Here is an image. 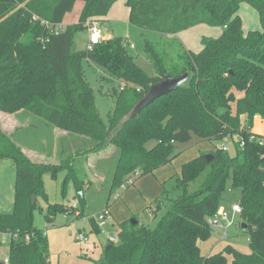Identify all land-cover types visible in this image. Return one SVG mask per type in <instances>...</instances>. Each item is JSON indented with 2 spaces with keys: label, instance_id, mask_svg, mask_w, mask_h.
I'll use <instances>...</instances> for the list:
<instances>
[{
  "label": "trees",
  "instance_id": "1",
  "mask_svg": "<svg viewBox=\"0 0 264 264\" xmlns=\"http://www.w3.org/2000/svg\"><path fill=\"white\" fill-rule=\"evenodd\" d=\"M118 1L0 0V111L25 110L47 126L93 143L63 164L38 162L15 142V133L8 134L0 125V161L11 160L16 167L14 211L0 213V235L6 236L5 242L0 238V247H9L8 264H53L46 231L34 225L37 202L47 199L46 174L56 177L65 171L64 194L73 183L78 196L85 183L74 159L114 146L109 153L116 160L106 207L110 208V197L117 201L129 180L135 178V183L171 164L185 151L180 146L195 137L197 144L231 139L234 153L217 146L185 163L177 178L183 195L174 200L158 198L146 208L154 215L165 207L156 228L141 224L137 217L136 225L123 222L117 243L109 242L99 260H87L91 264H228L230 255L232 264H264V139L252 132L254 117L264 121V0H124L130 24L164 36L159 43L145 44L152 76L129 54L123 38L101 40L87 51L77 49L75 33L87 28V22L107 17ZM79 2L84 3L79 22L57 30ZM243 3L257 11L260 31L244 33L238 15ZM200 25L219 27L222 33L204 37L198 53L186 50L174 37L167 38ZM84 59L120 81L108 123L101 118L85 79ZM184 74L189 75L186 84L127 120L153 84ZM151 143L154 146L149 148ZM207 155L212 156L210 161ZM198 181L196 190L190 191ZM229 181L240 191V224L247 225L252 253L229 246L206 257L199 243L213 233L208 220L220 210ZM79 201L84 212L86 202L81 197ZM73 213L71 207L57 204L47 209L45 218L52 225L58 215ZM90 222L100 233L94 220Z\"/></svg>",
  "mask_w": 264,
  "mask_h": 264
},
{
  "label": "rangeland",
  "instance_id": "2",
  "mask_svg": "<svg viewBox=\"0 0 264 264\" xmlns=\"http://www.w3.org/2000/svg\"><path fill=\"white\" fill-rule=\"evenodd\" d=\"M83 7V2L77 3L73 11L65 17L62 26L77 24ZM238 15L242 19L245 34L261 30L259 15L250 5L241 4ZM100 22L104 28L109 29L114 37L127 40L126 45L129 54L146 73L151 76L154 75V70L144 49L147 42L159 43L164 40L162 34L154 31H144L130 24L129 8L125 5L124 0L118 1L108 16ZM89 23L85 24L87 28ZM87 28L78 30L74 35L75 44L80 51H87L89 48L90 33ZM221 33L222 29L219 27L200 25L178 34L177 41L186 50L198 53L203 49L202 39L204 37L216 38ZM83 73L93 89L95 104L100 116L105 123H108V117L115 107V94L120 91V81L109 76L101 66L87 59L83 61ZM233 108L235 109V105H233ZM0 125L8 134L15 133V142L21 147L29 149L31 151L29 154L34 157L33 160L39 162L60 165L69 156L77 151L85 152L84 149L91 147L93 144L90 139L68 133L64 129L47 126L42 119L32 116L25 110H19L16 113L0 111ZM252 130L264 139V121H254ZM235 140H238V136L235 137ZM197 142L198 139L195 137L191 143L181 145L180 148L185 151L178 158L165 166L163 170L143 176L137 181L136 186H129L126 181L125 187L119 190L120 196H125V203L122 200H111L110 197V205L113 206L111 210L115 217L101 228L98 234L93 231V225L89 219L93 215L101 213L107 207L110 184L116 166V160L109 156V153H112L111 149H115V147L110 146L107 150L99 153H82L76 159L73 158L76 160L74 166L80 170L85 183L83 186L84 191L81 192L82 196H76L73 183L68 185L64 194L65 171L58 172L56 177L46 174L43 182L47 199L39 198L34 211V225L37 229L46 231L50 241L52 263L90 264L89 261L81 259L82 255H86L93 260H99L102 256V246H106L111 239L117 237L118 222L127 216V212L130 213V217L132 214H138L140 217H134H139L141 224L152 229L156 228L166 209L164 207L158 212L154 211L155 214L152 215L151 210L145 209L146 202H149L147 203L149 205L158 198L167 196L169 200H174L183 195V189L177 185V178L180 175L182 166L198 157L200 149L198 145L200 143L197 144ZM220 144L205 142V145L212 149ZM152 146H154V143H151L149 148ZM230 152L234 153L232 145L230 146ZM15 178L16 167L13 162L8 159L0 161V213L12 214L14 211ZM199 182L191 184L189 190L195 191ZM140 185L143 186L142 189H139ZM79 196L86 202L84 212L81 210ZM239 198L240 191L233 188L232 182L229 181L222 195L221 208L230 212L232 206L238 203ZM74 202L79 204V209L73 210V214H60L52 225L47 223L45 214L50 206L65 204L67 209H70V205ZM165 204H169V201H165ZM235 218V225L229 227L226 233L221 229H214L207 240L200 241L199 247L203 256L207 257L225 252L229 246L246 255L252 253L251 238L246 232L247 229L242 228L239 216H235ZM83 227H85L89 236L87 243H79L75 240L74 232ZM0 238L4 242L6 241V236L1 235ZM95 244H97V247L93 250L92 247ZM227 256L228 264H232V256ZM8 257L9 247L4 244L0 247V264H4Z\"/></svg>",
  "mask_w": 264,
  "mask_h": 264
},
{
  "label": "built area",
  "instance_id": "3",
  "mask_svg": "<svg viewBox=\"0 0 264 264\" xmlns=\"http://www.w3.org/2000/svg\"><path fill=\"white\" fill-rule=\"evenodd\" d=\"M34 20H38L37 17L33 18ZM44 25H48V23L42 22ZM88 30L90 32V38H89V48H92L94 45H97L101 42V36H100V29L98 27V24L96 22H90L88 24ZM133 47V46H132ZM256 120H261L258 116L254 117V121ZM230 142L231 139H227L225 142H222L217 150L223 151V152H228L230 151ZM263 145V143H260ZM134 183V180L131 179L127 182V185H132ZM125 185L123 186V188ZM72 210H78L79 209V204L74 202L73 204L70 205ZM242 213V209L240 205L234 204L232 206V209L230 212L224 210L223 208H220L218 213L211 217L208 220V223L210 225V228L214 229H221L226 233L227 229L229 227H232L235 225V216H239ZM110 208H105L101 213L92 216L91 219L94 220V222L98 225L99 228H103L107 224V220L110 217ZM75 240L79 243H87L89 241L88 235L82 231V230H77L74 232ZM1 237V235H0ZM111 243H117V238L111 239ZM5 264H8V260L6 261Z\"/></svg>",
  "mask_w": 264,
  "mask_h": 264
},
{
  "label": "water",
  "instance_id": "4",
  "mask_svg": "<svg viewBox=\"0 0 264 264\" xmlns=\"http://www.w3.org/2000/svg\"><path fill=\"white\" fill-rule=\"evenodd\" d=\"M188 79L189 75L184 74L179 78L166 77L164 80L153 84L146 96L136 104L127 120L130 121L139 116L145 108L151 106L157 99L167 96L168 94L178 90L181 86L187 83ZM206 158L208 161H210L212 156L207 155ZM80 195L82 196V194ZM35 202L36 196H33V203ZM130 222L132 225H136L138 223L136 219H131ZM242 228L247 229V225L244 224Z\"/></svg>",
  "mask_w": 264,
  "mask_h": 264
},
{
  "label": "crops",
  "instance_id": "5",
  "mask_svg": "<svg viewBox=\"0 0 264 264\" xmlns=\"http://www.w3.org/2000/svg\"><path fill=\"white\" fill-rule=\"evenodd\" d=\"M113 9V8H112ZM128 17V16H127ZM127 17H126V19H127ZM101 21V20H100ZM100 21H97L96 23L98 24V27H99V29H100V36H101V39L102 40H109V39H112V38H115L114 36H113V34H111V32L109 31V29L108 28H104L103 27V25H101L100 23ZM105 26V25H104ZM65 27H67V25L65 26ZM65 27H63L62 26V24L60 25V28H57V30H65L66 28ZM90 33V32H89ZM171 37H174V38H176L177 39V37H178V35H176V36H169V37H167V38H171ZM127 41V40H126ZM133 48V47H132ZM188 50V49H187ZM191 51V50H190ZM252 132L253 133H256L255 131H253L252 130ZM198 147L200 148L199 149V155H200V153L201 152H207V151H211V150H214V149H216V147H214L213 149L212 148H209L208 146H206L205 145V143H200L199 145H198ZM23 149H24V151L26 152V154H28L32 159H34V157L32 156V155H30L29 153H31V151H29V149H26V148H24V147H22ZM199 155H198V157H199ZM197 158V157H196ZM36 161V160H35ZM39 162V161H38ZM41 162V161H40ZM187 163V162H186ZM183 167V166H182ZM164 168V167H163ZM163 168H161L162 170H163ZM161 169H159L160 171H161ZM159 170H157V171H159ZM156 171V172H157ZM155 172V173H156ZM181 172H182V168H181V170H180V175L179 176H181ZM176 175H178V174H176ZM138 181V180H137ZM137 181L134 183V185L136 186V184H137ZM140 187V188H139ZM138 188L139 189H142L143 188V186H139ZM119 200H122V201H124V203H125V196H120L119 198H118V200L117 201H119ZM147 203H149V202H146V208L148 207V204ZM150 205V204H149ZM113 207V206H112ZM111 206H110V217L108 218V220H107V224H108V222L113 218V217H115V214L112 212V210H111V208H112ZM145 208V209H146ZM125 209V208H124ZM103 211V210H102ZM101 211V212H102ZM93 214H95V213H93ZM99 214V213H98ZM95 215H97V214H95ZM126 217L125 218H122V220H120V222H118V228H119V224H121V223H123V222H126V221H130L131 219H135V217L134 216H139L138 214H132L131 215V217H130V213L129 212H127L126 213ZM91 216V215H90ZM94 216V215H93ZM140 217V216H139ZM138 217V218H139ZM91 220V218L89 219V221ZM106 224V225H107ZM105 225V226H106ZM79 230H82V231H84L86 234H87V232H86V229H85V227H83L82 229H79ZM100 230H101V228H100ZM77 231V230H76ZM88 235V234H87ZM89 237V236H88ZM108 245V244H107ZM106 245V246H107ZM106 246H102V251H103V249L106 247ZM97 247V244H95V245H93V247H92V249L94 248H96ZM90 248V247H89ZM93 249V250H94ZM85 257V258H84ZM89 257L88 256H81V259H85V260H87ZM88 261V260H87ZM6 263V262H5ZM4 263V264H5ZM90 263V262H89ZM91 264V263H90Z\"/></svg>",
  "mask_w": 264,
  "mask_h": 264
}]
</instances>
